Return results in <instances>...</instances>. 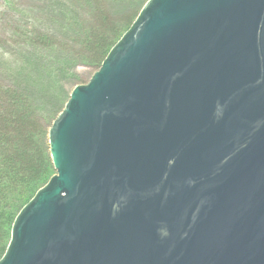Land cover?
Segmentation results:
<instances>
[{"label":"water","instance_id":"obj_1","mask_svg":"<svg viewBox=\"0 0 264 264\" xmlns=\"http://www.w3.org/2000/svg\"><path fill=\"white\" fill-rule=\"evenodd\" d=\"M49 148L0 264H264V0H148Z\"/></svg>","mask_w":264,"mask_h":264},{"label":"trees","instance_id":"obj_2","mask_svg":"<svg viewBox=\"0 0 264 264\" xmlns=\"http://www.w3.org/2000/svg\"><path fill=\"white\" fill-rule=\"evenodd\" d=\"M124 1L128 0H49L46 10L58 23L57 32L50 31L49 36L41 30L31 38V82L18 79L13 88L0 84V259L18 213L55 174L49 130L63 110L61 76L78 65L99 70L148 0L136 4L125 21L99 9L101 2L100 7H114L120 13ZM55 33L63 47L52 36ZM56 86L60 88L54 90ZM56 104H62L58 113Z\"/></svg>","mask_w":264,"mask_h":264},{"label":"rangeland","instance_id":"obj_3","mask_svg":"<svg viewBox=\"0 0 264 264\" xmlns=\"http://www.w3.org/2000/svg\"><path fill=\"white\" fill-rule=\"evenodd\" d=\"M131 1L132 0L124 1V4H120V13L116 12V8L114 7L109 8L107 6L105 9L102 6L100 7L101 2L99 9L109 13L112 17L116 16L125 21L131 14L135 5L144 0H134L133 3ZM48 2L49 0H0L1 85L11 88L17 87V80L21 78L25 79L28 84L31 82V79H29L31 73L29 72V68L32 66V60L30 61V57L28 58L29 54L33 51L32 42L30 41L31 38L34 37L36 32H41V30L43 33H48L53 30H56L55 32H57L58 23L52 20V17L49 16L50 12H47L46 10ZM136 8L137 7H135V9ZM84 16L85 15L82 13L81 18L83 21ZM125 28L126 27L123 25L122 30ZM48 35L50 36L51 32ZM52 36H55L60 41L59 44L63 47L64 43L60 40L59 36H57V33ZM61 39L63 40L62 37ZM26 51L29 52L27 55H25ZM94 74L95 72L89 67L79 65L71 67L63 73L60 86L63 91V109L74 88L88 84ZM46 78L48 79L47 82H49L50 78ZM47 87L52 89V86L50 85H47ZM60 87L54 88V90ZM56 97L57 96H55V98ZM60 108L62 109V104L61 106L57 105L54 112L58 113ZM54 173L55 171L53 174Z\"/></svg>","mask_w":264,"mask_h":264}]
</instances>
